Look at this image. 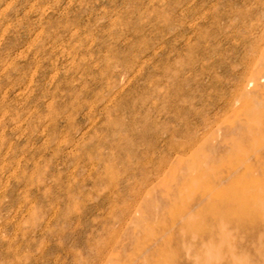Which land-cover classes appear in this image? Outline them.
Listing matches in <instances>:
<instances>
[{
  "label": "rangeland",
  "instance_id": "1",
  "mask_svg": "<svg viewBox=\"0 0 264 264\" xmlns=\"http://www.w3.org/2000/svg\"><path fill=\"white\" fill-rule=\"evenodd\" d=\"M0 264H264V0H0Z\"/></svg>",
  "mask_w": 264,
  "mask_h": 264
}]
</instances>
